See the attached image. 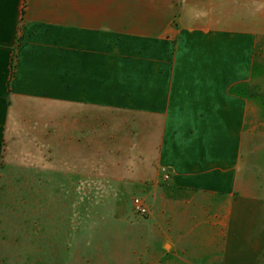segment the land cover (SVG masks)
Listing matches in <instances>:
<instances>
[{
  "label": "crops",
  "instance_id": "0c3cea01",
  "mask_svg": "<svg viewBox=\"0 0 264 264\" xmlns=\"http://www.w3.org/2000/svg\"><path fill=\"white\" fill-rule=\"evenodd\" d=\"M263 84L264 0H0L2 140L108 148L148 208L140 249L2 233L0 264H264Z\"/></svg>",
  "mask_w": 264,
  "mask_h": 264
},
{
  "label": "rangeland",
  "instance_id": "374dc122",
  "mask_svg": "<svg viewBox=\"0 0 264 264\" xmlns=\"http://www.w3.org/2000/svg\"><path fill=\"white\" fill-rule=\"evenodd\" d=\"M259 99L264 100V96ZM1 132L0 234L35 233L39 236L41 251L47 236L77 232L106 234L113 241L102 243L108 244L110 249L132 243L137 249L142 247L141 240L147 238V229L137 221L133 223L131 218L137 215L132 209V196H143L144 188L130 190L129 185H125L117 192L116 184L108 186L111 179L125 175L127 180L133 173L113 167L108 148L103 150L99 161H80L74 156L84 154L86 147H82V152L79 146L67 147V138L63 137L53 146L56 155L52 160L50 145L31 144L39 143L42 138L30 137L26 144L18 141V135L8 140L5 130L2 140ZM67 153L74 155L71 161L67 160ZM95 156L90 154L93 159ZM143 158L147 159V154H143ZM134 172L144 174L146 170ZM96 174L102 177L96 178ZM131 234L135 241L129 240ZM217 262L222 264L220 260Z\"/></svg>",
  "mask_w": 264,
  "mask_h": 264
},
{
  "label": "built area",
  "instance_id": "2783aa9c",
  "mask_svg": "<svg viewBox=\"0 0 264 264\" xmlns=\"http://www.w3.org/2000/svg\"><path fill=\"white\" fill-rule=\"evenodd\" d=\"M168 178H169V174L164 173V179L167 180ZM132 205H133L132 209H133L135 214H137L139 216H144V215L148 214L147 205L142 198L134 197L132 200Z\"/></svg>",
  "mask_w": 264,
  "mask_h": 264
}]
</instances>
